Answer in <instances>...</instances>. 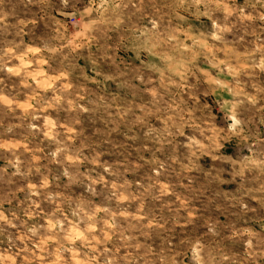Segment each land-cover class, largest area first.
Instances as JSON below:
<instances>
[{"label":"rangeland","instance_id":"rangeland-1","mask_svg":"<svg viewBox=\"0 0 264 264\" xmlns=\"http://www.w3.org/2000/svg\"><path fill=\"white\" fill-rule=\"evenodd\" d=\"M0 264H264V0H0Z\"/></svg>","mask_w":264,"mask_h":264}]
</instances>
